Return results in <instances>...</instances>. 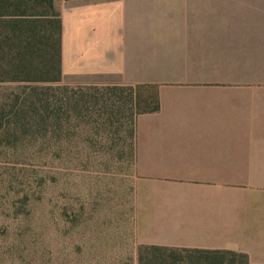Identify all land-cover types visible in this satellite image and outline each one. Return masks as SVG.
<instances>
[{
    "label": "crops",
    "instance_id": "obj_1",
    "mask_svg": "<svg viewBox=\"0 0 264 264\" xmlns=\"http://www.w3.org/2000/svg\"><path fill=\"white\" fill-rule=\"evenodd\" d=\"M57 6L68 82L155 85L136 117L137 243L264 264V0Z\"/></svg>",
    "mask_w": 264,
    "mask_h": 264
},
{
    "label": "rangeland",
    "instance_id": "obj_2",
    "mask_svg": "<svg viewBox=\"0 0 264 264\" xmlns=\"http://www.w3.org/2000/svg\"><path fill=\"white\" fill-rule=\"evenodd\" d=\"M58 1L52 0L57 12ZM9 12L15 11L0 12L2 29L14 19L28 30L55 31L58 16L47 6ZM38 59L45 62L44 56ZM47 69L42 64L36 70L44 77L53 76ZM1 75L5 74H0V104L28 85ZM59 83L79 85L63 74ZM153 91L143 87L141 95ZM6 125L0 124V264H209L208 259L247 264L244 256L231 253L142 249L133 222L135 152L127 147L120 154L117 146L111 147L112 129L80 125L83 141L78 152L70 132L62 149L52 147L39 158L37 145L21 139L20 131H7ZM131 125V119L124 117L119 136L128 134ZM88 136L99 140L96 148L84 139Z\"/></svg>",
    "mask_w": 264,
    "mask_h": 264
},
{
    "label": "trees",
    "instance_id": "obj_3",
    "mask_svg": "<svg viewBox=\"0 0 264 264\" xmlns=\"http://www.w3.org/2000/svg\"><path fill=\"white\" fill-rule=\"evenodd\" d=\"M40 5L47 6L52 14L58 16L55 31L39 33L38 30L37 32L28 30L23 24L15 23L14 19L9 20L12 23L6 30L0 28V74H5L1 76L28 82L20 93L14 92V96L7 97L0 104V124L5 122L7 131H10L9 128H13L16 133L20 131L21 134L18 135L21 139L36 144L39 158L48 153L52 147L62 149V145L67 140L65 135L70 132L75 136L72 138L75 139L74 142L72 141V146L78 152L83 141L78 134L80 125H90L95 130L112 129L115 137L109 139L110 146H117L120 154L127 147L135 152L137 115L159 108L155 85L88 83L70 86L59 83L62 75V24L60 12L54 10L52 0H0V12L4 10L17 12ZM43 38L45 41L42 40ZM38 56H44L45 62L42 63V59H38ZM42 64L53 70L54 75L44 77L38 74L36 69ZM143 87H153L154 91L142 97ZM124 117L131 119L132 125L128 129V134L119 136V131L124 129V126L122 127ZM84 139L92 149L96 148L99 142L98 139L89 136ZM58 156L62 158L60 153ZM141 247L151 250L167 248L144 244ZM229 253L245 257L241 253ZM141 257L142 253H140Z\"/></svg>",
    "mask_w": 264,
    "mask_h": 264
}]
</instances>
